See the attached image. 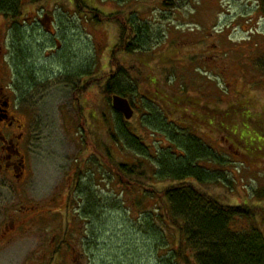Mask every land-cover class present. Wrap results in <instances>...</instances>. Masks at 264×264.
Instances as JSON below:
<instances>
[{
    "label": "rangeland",
    "instance_id": "obj_1",
    "mask_svg": "<svg viewBox=\"0 0 264 264\" xmlns=\"http://www.w3.org/2000/svg\"><path fill=\"white\" fill-rule=\"evenodd\" d=\"M26 1L18 26L0 14V89L9 88L13 114L26 126L28 165L24 184L0 174V264L166 261L144 225L153 203L136 207L135 181L116 172L131 161L110 144L103 120L112 125L115 116L103 86L117 65L141 83L142 96H153L146 82L154 80L166 95L190 103L172 118L164 100L150 111L173 123L161 127L198 137L224 160L213 167L228 188L203 191L232 206L264 208V0H85L104 15L117 14L114 22L132 14L149 25L146 46L135 55H112L117 23L95 24L73 0ZM142 96L133 99L139 116L130 126L156 156L167 143L142 124ZM138 184L143 191L154 186L148 179ZM244 225L264 232L262 217Z\"/></svg>",
    "mask_w": 264,
    "mask_h": 264
},
{
    "label": "trees",
    "instance_id": "obj_2",
    "mask_svg": "<svg viewBox=\"0 0 264 264\" xmlns=\"http://www.w3.org/2000/svg\"><path fill=\"white\" fill-rule=\"evenodd\" d=\"M116 1L125 4L130 0ZM73 2L78 12L89 16L95 24L106 21L110 23L109 21H113L110 17L117 15H104L100 10L88 6L85 0ZM34 3L38 1L34 0ZM27 4L26 0H0V14L7 23L18 26ZM164 6L169 7V4L165 3ZM122 18L118 22L113 21L118 25L119 36L112 55L141 53L146 46L149 25L141 23L132 14ZM17 39H20V34ZM129 74L122 66L117 65L105 82L104 97L110 106L112 97L117 95L129 100L135 109L133 99L137 95L142 96L141 83L136 82ZM84 83L86 82H81V85ZM146 83L153 90V96L143 95L141 98L143 110L148 115L145 116L149 118L142 119L141 122L144 126L160 130L167 143L166 147L155 150L156 156L150 145L144 143L134 127L130 126V121L114 111L113 107L115 116L112 125L108 116L103 115V120L107 125L110 144L128 151L131 158V161H123L117 165L116 172L125 179L135 181L132 190L141 193L135 206L140 208L146 202L153 203L154 209L145 214L144 225L146 231L151 233L149 237L155 241L157 250L166 256V261L162 264H264V232L258 227L241 226L242 221H255L258 217L264 220V208L258 206L252 209L247 204L232 206L226 200L202 190L216 187L219 183L228 188L225 174L213 167L225 165L224 160L215 157L198 137L180 134L170 125L167 128L161 127L168 116L163 111L158 115L151 112L153 104L164 100L167 110L172 112V118V115L188 110L190 103L179 96L166 95L155 87L157 84L154 80ZM77 88L83 93L86 86ZM150 89L148 93H151ZM194 110L203 111L199 107ZM137 115L136 113V118ZM223 115L228 120V114ZM243 155L246 154L240 151V156ZM146 179L154 186L143 191L138 182ZM160 184L170 185L156 189ZM153 187L155 189L152 190ZM257 197L262 198V195Z\"/></svg>",
    "mask_w": 264,
    "mask_h": 264
},
{
    "label": "flooded vegetation",
    "instance_id": "obj_3",
    "mask_svg": "<svg viewBox=\"0 0 264 264\" xmlns=\"http://www.w3.org/2000/svg\"><path fill=\"white\" fill-rule=\"evenodd\" d=\"M2 66L0 62V71L3 74L2 70L5 66L3 68ZM26 142V126L13 114L12 94L9 88H2L0 89V174L7 181L19 184L26 182L28 172Z\"/></svg>",
    "mask_w": 264,
    "mask_h": 264
},
{
    "label": "water",
    "instance_id": "obj_4",
    "mask_svg": "<svg viewBox=\"0 0 264 264\" xmlns=\"http://www.w3.org/2000/svg\"><path fill=\"white\" fill-rule=\"evenodd\" d=\"M112 107L114 111L123 115L125 120L130 121L134 117V110L129 100L120 96L114 95L112 97Z\"/></svg>",
    "mask_w": 264,
    "mask_h": 264
}]
</instances>
